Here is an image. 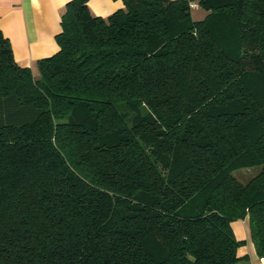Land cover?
Wrapping results in <instances>:
<instances>
[{
	"label": "trees",
	"instance_id": "obj_1",
	"mask_svg": "<svg viewBox=\"0 0 264 264\" xmlns=\"http://www.w3.org/2000/svg\"><path fill=\"white\" fill-rule=\"evenodd\" d=\"M87 1L38 76L0 30V264L264 258V0Z\"/></svg>",
	"mask_w": 264,
	"mask_h": 264
},
{
	"label": "crops",
	"instance_id": "obj_2",
	"mask_svg": "<svg viewBox=\"0 0 264 264\" xmlns=\"http://www.w3.org/2000/svg\"><path fill=\"white\" fill-rule=\"evenodd\" d=\"M68 1L0 0V30L8 38L19 65L30 67L34 73L39 58L58 50L56 35ZM87 4L91 13L102 17L123 6L122 0H88ZM231 226L235 236L244 240L237 248L241 258L233 264H264L250 239L247 219L233 220Z\"/></svg>",
	"mask_w": 264,
	"mask_h": 264
},
{
	"label": "rangeland",
	"instance_id": "obj_3",
	"mask_svg": "<svg viewBox=\"0 0 264 264\" xmlns=\"http://www.w3.org/2000/svg\"><path fill=\"white\" fill-rule=\"evenodd\" d=\"M196 2L198 0H195ZM206 11L200 7H192L191 8V18L193 20H200L205 17ZM34 76H38V70H35L33 73ZM260 170V166L253 167H244L233 171V174L236 178H238L242 182H246L250 177L254 176Z\"/></svg>",
	"mask_w": 264,
	"mask_h": 264
},
{
	"label": "built area",
	"instance_id": "obj_4",
	"mask_svg": "<svg viewBox=\"0 0 264 264\" xmlns=\"http://www.w3.org/2000/svg\"><path fill=\"white\" fill-rule=\"evenodd\" d=\"M189 5L192 8V7H197L198 4H197V2L195 0H190L189 1Z\"/></svg>",
	"mask_w": 264,
	"mask_h": 264
}]
</instances>
